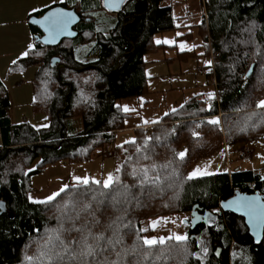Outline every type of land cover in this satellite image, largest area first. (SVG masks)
Wrapping results in <instances>:
<instances>
[{"label": "trees", "instance_id": "obj_1", "mask_svg": "<svg viewBox=\"0 0 264 264\" xmlns=\"http://www.w3.org/2000/svg\"><path fill=\"white\" fill-rule=\"evenodd\" d=\"M175 1L127 0L125 11L119 14L121 21L109 35L96 30L95 12L76 9L82 20L75 28L78 37L70 42V47L64 45L65 40L52 48L35 39L34 49L13 64L9 73L38 67L33 80V110L47 117L48 128L37 130L28 121L12 124L9 97L0 79V200L7 203L13 215L12 218L0 215V264H50L43 253L59 248L58 240L49 242V230L60 228L57 205L73 195L76 209L69 215L75 217L78 212L79 218L64 219L63 231L51 233L59 234L66 244L81 238V232L71 230L74 224L76 228L90 229L94 235L103 233L105 240L100 242L103 247L107 238L113 237L112 229L116 227V224L112 228L108 225L122 215L123 224L128 227L120 228L123 240L115 246L116 250L130 249L134 242L139 245L138 255L127 257V264L136 261L139 264H182V261L183 264H264V240L255 244L244 220L220 209V203L237 192L260 193L264 198L262 177L253 171H234L186 179L199 161L213 157L225 145L247 144L264 138V123L255 129L248 127L244 132L239 131L249 113L264 111L256 108V103L264 98V0H204L205 15L199 24L200 32L205 38L206 54L219 56L206 72L214 86L215 99L209 102L212 110H205L207 104L195 98L193 103L170 113L147 130L136 129L141 133L135 145L116 146L115 157L120 156L123 162L118 163L121 172L115 175L120 176L121 183L128 185L137 199L118 204L114 209L108 203L109 197L97 210L91 200L97 186L89 184L76 189L69 186L66 193L47 205L28 201L30 178L42 165L61 160L89 162L107 144L115 142V133L127 128L128 115L115 107L116 103L147 94L144 56L155 34L177 28L172 6L166 4ZM31 28L34 38L42 35L38 28ZM96 39L104 42L96 61L84 64L72 59L78 45ZM54 57H60L67 66L60 74L58 67L51 65ZM118 61L119 68L115 70ZM253 64L254 72L248 78ZM213 116L219 119V125L207 124ZM76 119L81 120L82 131L69 132L68 123ZM193 132L198 135L194 137ZM145 137L150 138L147 147H143ZM137 147L142 148L140 153L136 152ZM183 149L187 155L179 160L176 154ZM129 156L132 160L126 161ZM133 167L146 168L150 177L159 179L155 184H145L141 191L136 180L128 175ZM84 203L91 204L89 210H81ZM196 205L215 215L217 223L209 227L201 225L192 231L190 218ZM181 214L189 216L188 233L192 239L181 243L166 240L164 245L157 244L150 250L143 247L142 240H136L144 221ZM203 231L209 237V249L204 257L198 241ZM139 235L146 237V232ZM184 246L200 260L189 255L184 261L180 253ZM161 249L168 258L156 260ZM145 251H151V255L142 260ZM240 254L243 258H238ZM26 256L36 259L29 262ZM104 256L116 258L111 247L97 259Z\"/></svg>", "mask_w": 264, "mask_h": 264}, {"label": "rangeland", "instance_id": "obj_2", "mask_svg": "<svg viewBox=\"0 0 264 264\" xmlns=\"http://www.w3.org/2000/svg\"><path fill=\"white\" fill-rule=\"evenodd\" d=\"M172 9L173 16L179 27L172 31L155 34L149 50L144 56V61L146 62L145 72L148 77L146 96L121 100V107L128 106L129 109H133V111H130L132 117L130 119L127 118L130 125L141 124L145 126L148 123H153L152 121H161L166 117L165 113H172V108H175L177 111L182 108L181 105L184 107L188 103H193L195 98L198 99L214 91V86L210 84L206 74L207 66L205 64L206 61L212 62V57L206 54L205 38L203 33L200 32L199 27L204 13L201 1L187 0L177 2L173 4ZM185 15H188V17ZM186 25H190L191 27H186ZM178 33L180 35H177ZM157 40H168L175 43L169 46L166 43L157 44ZM71 41L65 40L64 45L67 48L70 47L72 45ZM181 43L186 44L192 50L181 51L178 47ZM204 99L201 98L198 101H203ZM143 120H147L148 123H143ZM72 121L71 123H76L77 121V124L70 126L68 123L69 132L72 131V128L73 132H77L81 126L83 129L80 119ZM140 133V130L123 132L119 134V138H135L136 140ZM125 144L120 143V145ZM225 147L226 145L213 157L199 161L191 171L198 167L215 175L227 172L229 169L233 171L239 169L243 171L250 170L255 174L264 176V138L247 144H229L228 150H225ZM245 150H248V152ZM182 151H185V149ZM244 153H251V158L243 159ZM115 155L117 156V149H115V154L111 158H116ZM117 158L120 163L123 162V158L120 156ZM83 163L87 162L70 163L66 160H61L42 165L39 171L32 174L30 184L43 186L46 182H53L59 176H65L69 171V167H73L75 164L79 166H74L72 171L73 176H88L98 180L100 178L98 172L101 171L100 162L95 164L100 167L94 171H91L93 168L91 169L89 164L81 166ZM188 217L186 214L157 217L144 221L142 225L143 229H146L144 232H146L147 238H167L173 234H186L188 239H192L193 237L188 233L190 229V227L188 229V222L186 224L181 223L185 218L188 221ZM158 218L162 219H160L153 231L150 223L156 221ZM214 223H217V221H214ZM198 241L201 247L200 254L202 257L207 256L203 253L202 249L204 247L209 249L208 235L203 231L198 237ZM231 254H233L232 249ZM238 258H243V255H238Z\"/></svg>", "mask_w": 264, "mask_h": 264}, {"label": "snow or ice", "instance_id": "obj_3", "mask_svg": "<svg viewBox=\"0 0 264 264\" xmlns=\"http://www.w3.org/2000/svg\"><path fill=\"white\" fill-rule=\"evenodd\" d=\"M61 3L64 2V0H60ZM122 2V0H105V6L114 8L115 6L119 5ZM33 12L39 11L38 9H33ZM175 19V17H173ZM74 20V16L72 12L64 11L63 9H54L50 10L47 14L43 15L42 19L39 21L32 20V23H38L44 30L48 33V37L46 42H55L58 36L62 34H69L68 33V26L71 24ZM176 27H179V25H176ZM186 27H191L190 25H186ZM99 31V29H98ZM251 31V29H249ZM177 35H180L179 33ZM157 44L160 43H166L169 44V46H172L175 42L174 41H156ZM181 51L184 50H192L191 48H188L186 44L181 43L178 45ZM28 51H25L21 54V58L27 57L29 55V52L33 49V45L29 44L27 46ZM15 64L16 61H13ZM211 61H206L205 64L207 67L210 68ZM251 71V69L249 70ZM246 78V77H245ZM264 82V81H262ZM202 95V94H201ZM142 99V98H141ZM215 99V94L212 92L207 93V100L212 101ZM117 108H121V110L125 113L129 111H133V109H129L128 106H115ZM183 107V105H181ZM257 109H264V99L259 100L256 103ZM207 111L212 110V104L208 103L206 109ZM239 111V109H237ZM172 113L176 112L175 108L171 109ZM165 116L169 115V113H165ZM255 118V119H254ZM47 119V118H45ZM254 121V122H253ZM143 123H148L147 120H143ZM153 123H158L159 121H152ZM251 122V123H250ZM126 123V121H125ZM220 121L216 117H212L211 119L207 120V124L209 125H219ZM264 123V111L262 112H251L247 115L244 123L242 126L239 127V131L244 132L247 130L248 127H251L255 129L258 125ZM200 125H197L199 127ZM37 127V130L40 128H47L49 125L42 124ZM192 135L196 137L198 134L193 132ZM150 138L145 137L144 145L143 147H147L148 140ZM155 139H159V137H156ZM125 143H130L135 145L136 140L135 138H132L130 140L125 141ZM117 147H123V145H118ZM142 151L141 147L136 148V152L140 153ZM187 155L186 151H181L176 154V158L179 160H183ZM145 159H148L149 157H144ZM132 157H126V161H131ZM152 168L155 169V165H152ZM31 171V169L29 170ZM121 172V166H117L115 169V173ZM134 180H136L137 185L140 187L141 191H143L144 185L147 183L155 184L156 181L159 179V177H150L148 169H137L135 167L132 168L131 172L128 173ZM213 175V173L207 171V170H201L200 168H196L190 173H188L186 179L191 181L195 179H199L205 176ZM96 185L97 188L92 191L91 200L96 203L97 210L100 209V207L104 204L105 199H108V203L116 209V205L118 204H128L131 203L132 200L137 199L136 197H133L131 194V189L128 185L121 183L120 176L114 175L113 173L107 174V176L103 179V181L97 180L95 178H90L88 176L84 177H72V185L71 187L73 189H76L79 185L88 186ZM177 188H179V185H177ZM69 190V185L64 184L62 185L57 191L52 192L50 195L45 197L44 199H34L31 197V195L28 196V201L32 204L36 205H47L50 202L56 201L58 197H61V194L66 193ZM108 190V191H105ZM178 199V195L176 196ZM137 203L139 201L137 200ZM91 207L90 203H84L82 207V211H87ZM222 208L225 209H233L234 211H240L245 216L248 217V222L251 224L253 230L261 227L264 225V203H261L259 198H249V197H237L232 200H228L226 203L221 205ZM76 209V202L73 196H69L68 199H65L62 204L57 205V212L59 213L57 219L58 223L60 224L59 229H53L49 230V242H51L52 239L59 241V248L56 250L55 248L48 249L47 252L43 253V256H46L50 264H127V257L129 256H136L138 255L137 248L138 244L134 242L132 247L130 249L127 248H121L119 251L116 250L117 244H122V236L120 235V228L121 227H128L127 224H123V216L116 217L115 220L111 221L108 225L109 228H112L113 224H116V227L113 228V237L107 238V243L102 247L101 241L105 240V237L103 233L100 234H93L90 229H84V228H76L73 224V228L71 230L81 232V238L74 242L65 243L63 239H61L59 234H56L55 236L51 235V233H58L59 231H63L62 222L64 219H68L69 221H73L74 219L79 218V213L77 212V215L75 217H72L69 215V212L75 211ZM95 219V217L93 216ZM160 219L158 218L156 221H152L150 223L151 229L154 231L156 226L158 225ZM198 219V217L195 216V213L193 214V220ZM98 222V221H96ZM119 222V223H118ZM187 218H185L184 221H181V223H187ZM146 231V229H139L137 232L136 240L141 241L144 248L152 249L153 246L159 244L164 245L166 240H174L178 243L186 242L188 240V236L181 235V234H173L165 237H159V238H147L142 237L139 235L140 232ZM91 239V242H90ZM74 245V246H73ZM47 246V245H45ZM111 247L112 251L115 253V259H109L107 256H104L103 259L98 260L97 256H103L104 251ZM203 253L207 255L208 249L207 247H204L202 249ZM180 253L183 256V260L186 261L189 255H192L194 259L200 260L199 256H196L195 254H190L187 250V247L184 246L180 249ZM151 255V251H145L143 253V256L141 257L142 260H147L148 257ZM91 258V259H89ZM161 258L167 259L168 257L165 256V250L161 249L159 254L156 256V260H159ZM35 257H25V260L31 262ZM135 264H139V261H136ZM183 264V261H182ZM202 264V262H201Z\"/></svg>", "mask_w": 264, "mask_h": 264}, {"label": "crops", "instance_id": "obj_4", "mask_svg": "<svg viewBox=\"0 0 264 264\" xmlns=\"http://www.w3.org/2000/svg\"><path fill=\"white\" fill-rule=\"evenodd\" d=\"M181 1L187 0H176L173 3L166 4H171L173 7V4ZM200 1L203 6V15H205L204 0ZM56 6H62L69 9L73 8L77 9L78 11L84 10L95 12L96 30L99 29V32L107 35L113 32V30L121 21L119 14L125 11L124 6L122 12L118 14L110 13L103 8V0H64L63 3H61L60 0H0V79L3 81L4 87L9 97V115L13 125L22 124L24 121H28V123H30L33 127L42 124H50L48 119H45L47 117L44 114L35 113L33 110V103L35 99L33 80L38 67L34 66L25 70L24 72L14 74H10L9 69L14 64L13 61L17 62L20 60L21 54L25 51H28L27 46L29 44L33 45V49L35 47V38L29 23L31 16H37L45 10ZM33 9H38L39 11L33 12ZM185 16L188 17V15ZM102 43H104L102 40L96 39L88 44L78 45L74 51L72 59L77 63L84 64L96 61L101 54L100 45H102ZM201 98H207V95L201 96L198 99ZM117 105L121 106V100L116 103V106ZM127 115L128 119L132 117L130 111L127 112ZM128 119L126 121L127 128L114 134L116 146L132 139L119 138V134L123 132H132L133 130L135 131L136 129H140V127L147 130L150 126L155 124L148 123L145 126H142L141 124L130 125L128 123ZM69 124L72 126L77 124V121L76 123ZM34 128L37 129V127ZM80 131H82V126L79 128L78 132ZM225 150H228V145H226ZM245 151L248 152V150ZM97 162H100L99 164L101 166V171L98 172L100 175L98 180L103 181V179L109 173H113L115 175V169L118 166L119 160L117 158L107 157L105 155L104 149L98 151L91 161L83 163L81 166L89 164L91 169L93 168L91 171H94L100 167L95 165ZM74 166L76 167L79 165L75 164ZM74 166L69 167V171L65 176L61 175L53 182H46L43 186H34L31 183L29 195H31V197L34 199H44L52 192L57 191L64 184L71 186L72 177L74 175L72 172ZM234 171L243 170L237 169ZM234 171L229 169L227 173H233ZM261 177L264 184V176Z\"/></svg>", "mask_w": 264, "mask_h": 264}, {"label": "water", "instance_id": "obj_5", "mask_svg": "<svg viewBox=\"0 0 264 264\" xmlns=\"http://www.w3.org/2000/svg\"><path fill=\"white\" fill-rule=\"evenodd\" d=\"M127 0H122V2L115 6L114 8H110V7H106L105 6V0H103V8L110 12V13H120L122 12L125 4H126ZM54 9H63L64 11H68V12H72L73 16H74V20L71 24H69L68 26V33H72L71 35L65 33L62 34L60 36L57 37V39L55 40V42H46L47 37H48V33L44 30V28H42L38 23H32V20H37L39 21L40 19H42L43 15L47 14L50 10H54ZM81 17L79 16V14L77 13L76 9H69V8H65L62 6H56L53 8L48 9L45 13H43L41 16H32L29 19V23L31 26H34L36 28H38L41 32V36H36L35 39L37 42L41 43L43 46L45 47H52V48H56L58 47L64 40H74L78 37V32L76 31V27L80 24L81 22ZM51 65L52 67L57 66L58 70H59V74L61 72V69L66 68L67 66L65 64L62 63L61 58L60 57H54L52 58L51 61ZM119 68V61L117 64V67L115 70H117ZM254 68L255 65L253 64L250 69L251 71H248L247 73V77H251V75L254 72ZM249 69V70H250ZM60 78V75H59ZM237 197H249V198H259L261 203H264V198L260 193H253V194H249V193H243V192H237L234 196H232L231 198L224 200L220 203V209L225 212V213H231L237 217H241L244 220V223L248 229V233L250 235V237L253 239L254 243L259 245L263 242L264 240V225H262L261 227L255 229V231L253 230L251 224L248 222V217L245 216L242 212L240 211H234L233 209H225L222 208L221 205L226 203L228 200H232L234 198ZM195 213V216L198 217V219L193 220V214ZM6 214L8 215L10 218H12V213L9 211L7 203L4 200H0V215ZM213 219L214 221L216 220V216L213 215L212 213L205 211L204 209L200 208L198 205H196L191 213V218H190V224H191V230L194 231L198 226L201 225H207L208 222Z\"/></svg>", "mask_w": 264, "mask_h": 264}, {"label": "built area", "instance_id": "obj_6", "mask_svg": "<svg viewBox=\"0 0 264 264\" xmlns=\"http://www.w3.org/2000/svg\"><path fill=\"white\" fill-rule=\"evenodd\" d=\"M219 60V56L218 55H215L212 57V61L213 62H217ZM203 102H205L206 104H208L210 101L207 100V98H205L203 100ZM2 138L1 134H0V139ZM115 149H116V143L115 142H112L110 144H107L104 148V151H105V155L106 156H109V157H113L114 154H115ZM243 159H250L251 158V153L247 154V153H244V155L242 156ZM251 188H254V185H251Z\"/></svg>", "mask_w": 264, "mask_h": 264}, {"label": "flooded vegetation", "instance_id": "obj_7", "mask_svg": "<svg viewBox=\"0 0 264 264\" xmlns=\"http://www.w3.org/2000/svg\"><path fill=\"white\" fill-rule=\"evenodd\" d=\"M212 222L214 223V221L211 219V220L208 222V224H207L206 226L209 227V226L211 225ZM213 223H212V224H213Z\"/></svg>", "mask_w": 264, "mask_h": 264}, {"label": "bare ground", "instance_id": "obj_8", "mask_svg": "<svg viewBox=\"0 0 264 264\" xmlns=\"http://www.w3.org/2000/svg\"><path fill=\"white\" fill-rule=\"evenodd\" d=\"M124 9V8H123ZM123 11V10H122Z\"/></svg>", "mask_w": 264, "mask_h": 264}]
</instances>
